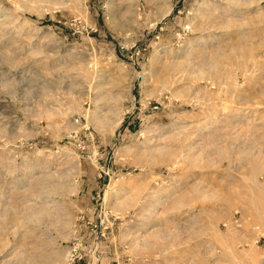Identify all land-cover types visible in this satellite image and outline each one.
Listing matches in <instances>:
<instances>
[{"label": "rangeland", "instance_id": "374dc122", "mask_svg": "<svg viewBox=\"0 0 264 264\" xmlns=\"http://www.w3.org/2000/svg\"><path fill=\"white\" fill-rule=\"evenodd\" d=\"M0 264H264V0H0Z\"/></svg>", "mask_w": 264, "mask_h": 264}]
</instances>
